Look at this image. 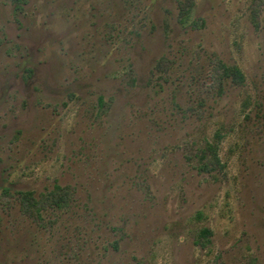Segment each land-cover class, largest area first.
I'll use <instances>...</instances> for the list:
<instances>
[{
	"label": "rangeland",
	"instance_id": "1",
	"mask_svg": "<svg viewBox=\"0 0 264 264\" xmlns=\"http://www.w3.org/2000/svg\"><path fill=\"white\" fill-rule=\"evenodd\" d=\"M181 1L0 0V264H264V0Z\"/></svg>",
	"mask_w": 264,
	"mask_h": 264
},
{
	"label": "trees",
	"instance_id": "2",
	"mask_svg": "<svg viewBox=\"0 0 264 264\" xmlns=\"http://www.w3.org/2000/svg\"><path fill=\"white\" fill-rule=\"evenodd\" d=\"M19 1V0H14ZM182 18H187L193 1L186 0L181 1ZM214 79L219 90H223L224 82L227 79H233L237 83L244 82V74L238 66H229L222 60H219L215 65ZM100 101H103V97H100ZM220 158L218 155V147L215 144L209 143L207 149L204 150L202 157L201 170L210 172L214 169L215 165L220 164ZM71 192L68 188L56 185V187L45 194L44 196L37 198L34 192L25 191L19 193V201L22 211L30 216L41 215L43 209L46 206H54L57 208H63L68 205ZM211 233L210 229H203L202 234L208 236Z\"/></svg>",
	"mask_w": 264,
	"mask_h": 264
}]
</instances>
